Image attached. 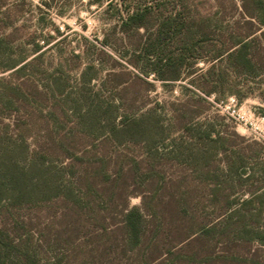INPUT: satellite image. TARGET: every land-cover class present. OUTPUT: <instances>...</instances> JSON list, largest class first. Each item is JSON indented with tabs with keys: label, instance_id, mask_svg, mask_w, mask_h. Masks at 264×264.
Returning a JSON list of instances; mask_svg holds the SVG:
<instances>
[{
	"label": "rangeland",
	"instance_id": "1",
	"mask_svg": "<svg viewBox=\"0 0 264 264\" xmlns=\"http://www.w3.org/2000/svg\"><path fill=\"white\" fill-rule=\"evenodd\" d=\"M251 1L0 0V264H264ZM142 10L146 27L124 26ZM243 38L250 68L212 60ZM179 56L180 79L162 80Z\"/></svg>",
	"mask_w": 264,
	"mask_h": 264
},
{
	"label": "trees",
	"instance_id": "2",
	"mask_svg": "<svg viewBox=\"0 0 264 264\" xmlns=\"http://www.w3.org/2000/svg\"><path fill=\"white\" fill-rule=\"evenodd\" d=\"M253 1V0H252ZM251 1V2H252ZM243 12L244 14L250 19L251 23L256 22L257 25H254L255 31L253 32L252 35H255L259 30L262 29V27H264V9L263 8H257L254 7V4L250 6H246L243 5ZM147 18V12L142 10V11H136L133 12L132 14H130L124 21V26L125 27H132V28H136V29H140L143 27H146L145 25V20ZM176 19L172 20V22H170L169 25H173V22ZM182 23L177 21L176 22V26L179 27V25H181ZM187 36L192 39V37H194L195 35L190 33V27L187 28ZM192 34V37L189 36ZM197 34V32H196ZM264 37V32H261V38ZM248 38H243L240 39L238 41H232L229 42V44H227L226 46H224L223 48H216L215 50H213V55H212V60L215 61H219L220 59H222L224 56H227L228 58H230L233 61V66L237 67L238 64H241L242 66L246 67V68H250L252 66V60H251V56L249 54V52H247V49L249 47V43L247 42ZM254 40V39H253ZM193 43V42H192ZM150 51L147 52V55H149ZM195 53V52H194ZM185 58L183 56H179V58H177V61H175L172 65H173V75L170 76L169 78H166L164 76H160V78L162 80H179L180 79V73H179V67L180 65H182L184 63ZM207 93H211L210 91H207ZM144 117H141L140 119H133V120H128L129 124H132L133 127L135 125H139V122L143 121ZM114 131H118L121 128L115 126ZM231 204H233V202H225V207H226V212L230 213V216H233L236 213H243L246 211H249L247 209H244V207H247L248 205L253 204V200H244L239 204V207L237 208H232L229 207V205L231 206ZM229 209V210H227ZM177 208H174V212L171 215L170 221L173 222L175 220V216H177ZM228 217V216H227ZM144 225H145V215L144 213L137 207L131 208L129 209L126 214L124 215V228H126L128 234L131 236V238H133L135 241H140L141 240V236L142 233L144 232ZM3 234V231H0V235ZM259 235V234H258ZM258 241L262 242V238L261 236H258L257 238ZM13 247V246H11ZM9 249V247L7 246V242L4 243V241L0 240V254H4L5 252H7ZM14 249V248H13ZM13 249L11 248V250L13 251ZM18 260H24L25 258H20V256H17Z\"/></svg>",
	"mask_w": 264,
	"mask_h": 264
}]
</instances>
